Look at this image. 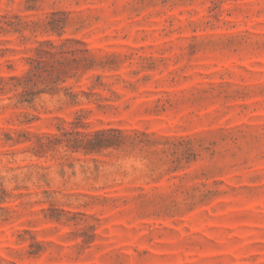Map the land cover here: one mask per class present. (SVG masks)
Here are the masks:
<instances>
[{"label":"rangeland","instance_id":"rangeland-1","mask_svg":"<svg viewBox=\"0 0 264 264\" xmlns=\"http://www.w3.org/2000/svg\"><path fill=\"white\" fill-rule=\"evenodd\" d=\"M0 264H264V0H0Z\"/></svg>","mask_w":264,"mask_h":264},{"label":"trees","instance_id":"trees-1","mask_svg":"<svg viewBox=\"0 0 264 264\" xmlns=\"http://www.w3.org/2000/svg\"><path fill=\"white\" fill-rule=\"evenodd\" d=\"M88 143H89V144H92V142H91V141H88Z\"/></svg>","mask_w":264,"mask_h":264}]
</instances>
